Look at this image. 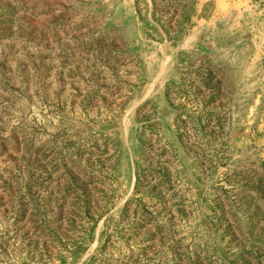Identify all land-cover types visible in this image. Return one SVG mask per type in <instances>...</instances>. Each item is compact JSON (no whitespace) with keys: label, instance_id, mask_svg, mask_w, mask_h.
I'll list each match as a JSON object with an SVG mask.
<instances>
[{"label":"rangeland","instance_id":"374dc122","mask_svg":"<svg viewBox=\"0 0 264 264\" xmlns=\"http://www.w3.org/2000/svg\"><path fill=\"white\" fill-rule=\"evenodd\" d=\"M215 209L264 233V0H0V264H168Z\"/></svg>","mask_w":264,"mask_h":264},{"label":"trees","instance_id":"16d2710c","mask_svg":"<svg viewBox=\"0 0 264 264\" xmlns=\"http://www.w3.org/2000/svg\"><path fill=\"white\" fill-rule=\"evenodd\" d=\"M140 176L144 175L140 173V169L137 167L135 189L140 184ZM215 211L217 213L209 215L208 218L211 229L215 227V230H221L214 233L221 248L213 247V242L208 240L207 236L195 237L196 235L191 233L185 236V243L182 239L174 241L168 264H260L256 251L264 248V233L261 231L259 233L258 231L235 233L236 229H232L229 222L224 229L222 223L225 221H221L223 219L221 213L224 210L215 209ZM188 238L189 241L187 242L186 239ZM235 246H238L236 250H234Z\"/></svg>","mask_w":264,"mask_h":264}]
</instances>
